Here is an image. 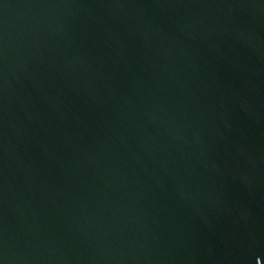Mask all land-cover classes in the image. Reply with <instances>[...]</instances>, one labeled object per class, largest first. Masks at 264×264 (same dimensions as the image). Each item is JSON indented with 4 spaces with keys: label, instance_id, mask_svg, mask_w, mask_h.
<instances>
[{
    "label": "water",
    "instance_id": "95a60500",
    "mask_svg": "<svg viewBox=\"0 0 264 264\" xmlns=\"http://www.w3.org/2000/svg\"><path fill=\"white\" fill-rule=\"evenodd\" d=\"M0 264H264V0H0Z\"/></svg>",
    "mask_w": 264,
    "mask_h": 264
}]
</instances>
